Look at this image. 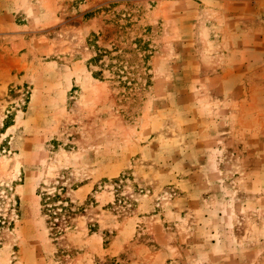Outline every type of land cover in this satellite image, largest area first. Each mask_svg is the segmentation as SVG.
I'll return each mask as SVG.
<instances>
[{
    "label": "rangeland",
    "instance_id": "obj_1",
    "mask_svg": "<svg viewBox=\"0 0 264 264\" xmlns=\"http://www.w3.org/2000/svg\"><path fill=\"white\" fill-rule=\"evenodd\" d=\"M251 169L264 0H0V264H264Z\"/></svg>",
    "mask_w": 264,
    "mask_h": 264
},
{
    "label": "crops",
    "instance_id": "obj_2",
    "mask_svg": "<svg viewBox=\"0 0 264 264\" xmlns=\"http://www.w3.org/2000/svg\"><path fill=\"white\" fill-rule=\"evenodd\" d=\"M184 75V74H183ZM213 98H212V100H211V103H213ZM214 105V104H213ZM212 107V106H211ZM216 112L217 111H215L214 110V108L212 109L211 108V113H212V120H211V122L213 123V125H217V126H219L218 125V123L219 124H222V122L223 121H221V119H218V117L217 118H214V115L216 114ZM225 118H227V122L225 121L224 122V124L225 125H230V128H229V130H228V128L226 127V130L225 131H223V132H231L230 134H226V135H224V136H222V137H220L219 135L217 136V135H214L215 136V138H216V140H218V141H220V142H222V143H224L225 145H227V147L228 146H234L235 145V147L233 148L234 149V151L236 150L237 151V157H238V159L240 160V158H245L244 157V155H245V153H249V154H251V156H252V158H253V160L254 159H259V154H258V151H255V150H253V149H251L250 151H248V150H244V149H241L240 148V144H239V142H242V130L241 129H238L237 130V121H235V120H237V117H235L234 119H232V118H229V116H227V117H225ZM228 119H230V121H228ZM223 132H220L221 134L223 133ZM219 133V134H220ZM213 136V137H214ZM201 137V136H200ZM195 138V140H194V144H195V150H196V146H197V144H200V143H203V142H205V140H203V138H199V137H197V136H195L194 137ZM193 138V139H194ZM220 147H218V149H219ZM226 149V146L223 148V151ZM198 151V150H197ZM228 152V150H225V152ZM245 151H247V152H245ZM225 155H226V153H225ZM227 156V155H226ZM248 157H250V155H248ZM247 157V158H248ZM243 160V159H242ZM250 166L252 167L253 166V164H250ZM217 168V167H216ZM242 170H245V172L247 171L246 169H242ZM250 174H251V177L254 179L253 180V182L255 183V181L256 180H258V179H260V178H262V177H264V169H251L250 171H248ZM254 176V177H253ZM255 203H260V200H259V198H257V199H255V201H254Z\"/></svg>",
    "mask_w": 264,
    "mask_h": 264
},
{
    "label": "trees",
    "instance_id": "obj_3",
    "mask_svg": "<svg viewBox=\"0 0 264 264\" xmlns=\"http://www.w3.org/2000/svg\"><path fill=\"white\" fill-rule=\"evenodd\" d=\"M48 199H50L51 197L50 196H47Z\"/></svg>",
    "mask_w": 264,
    "mask_h": 264
}]
</instances>
